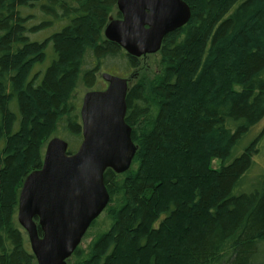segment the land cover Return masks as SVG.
I'll return each mask as SVG.
<instances>
[{
	"label": "trees",
	"instance_id": "1",
	"mask_svg": "<svg viewBox=\"0 0 264 264\" xmlns=\"http://www.w3.org/2000/svg\"><path fill=\"white\" fill-rule=\"evenodd\" d=\"M117 1L0 0V264H37L20 191L50 140L77 151V94L106 66L131 76L138 151L68 264H264V0H183L153 71L105 38Z\"/></svg>",
	"mask_w": 264,
	"mask_h": 264
},
{
	"label": "water",
	"instance_id": "2",
	"mask_svg": "<svg viewBox=\"0 0 264 264\" xmlns=\"http://www.w3.org/2000/svg\"><path fill=\"white\" fill-rule=\"evenodd\" d=\"M117 8L122 18H110L105 38L134 58L157 54L166 36L192 16L183 0H118ZM102 79L106 89L84 95L77 151L71 153L60 137L50 140L41 169L28 175L20 191L17 219L37 264H68L110 203L106 172H128L137 155L126 122L130 80L109 73Z\"/></svg>",
	"mask_w": 264,
	"mask_h": 264
},
{
	"label": "rangeland",
	"instance_id": "3",
	"mask_svg": "<svg viewBox=\"0 0 264 264\" xmlns=\"http://www.w3.org/2000/svg\"><path fill=\"white\" fill-rule=\"evenodd\" d=\"M113 18H117V15H113ZM55 31V30H54ZM53 31V32H54ZM45 32H43L42 34H40V35H35L34 37L32 36V38L35 40H39V41H43L45 38H46V36H44L43 34H44ZM153 59H152V56H147V57H143V61H141V62H143L142 63V67L143 68H146V69H149L150 71H153L154 70V68L152 67L153 66V61H152ZM115 69H117L118 70V68H115ZM103 73H111V74H116V75H119V73H116V72H114V71H111V68H110V66H106V67H104V69H102L101 71H100V73H99V86L98 87H100V88H102V89H105V86H106V83L102 80V74ZM136 74H138L139 76L140 75H142L143 74V71L142 70H140V71H138ZM138 75L136 76V77H138ZM131 78V76H127V78ZM129 78V79H130ZM133 83V82H132ZM88 92V90H86V89H80L79 90V94H77V96L79 97V100L81 101V104H82V101H83V98H84V95L86 94ZM263 126H264V124H260L257 128H256V131L255 132H258L261 128H263ZM49 143V142H48ZM197 152V151H196ZM258 162H259V164H262V165H264V159H259L258 160ZM219 165V162L217 161V160H214L213 161V166L215 167V168H217V166ZM261 167L262 166H258L257 165V170H260L261 169ZM175 169V168H177V166L176 167H174L173 166V163L169 166V169ZM256 170V171H257ZM29 241V240H28Z\"/></svg>",
	"mask_w": 264,
	"mask_h": 264
},
{
	"label": "flooded vegetation",
	"instance_id": "4",
	"mask_svg": "<svg viewBox=\"0 0 264 264\" xmlns=\"http://www.w3.org/2000/svg\"><path fill=\"white\" fill-rule=\"evenodd\" d=\"M107 88V84H106V86H105V89ZM100 90H103L102 88H100V87H98V89L97 88H95V89H93L92 91H100ZM82 105V104H81Z\"/></svg>",
	"mask_w": 264,
	"mask_h": 264
}]
</instances>
